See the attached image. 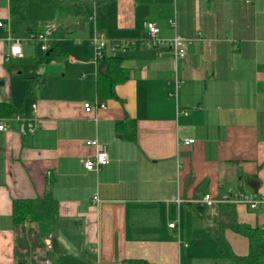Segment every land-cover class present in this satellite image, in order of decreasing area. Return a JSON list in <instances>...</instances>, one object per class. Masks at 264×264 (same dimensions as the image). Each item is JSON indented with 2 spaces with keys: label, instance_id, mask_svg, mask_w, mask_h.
I'll return each instance as SVG.
<instances>
[{
  "label": "crops",
  "instance_id": "0c3cea01",
  "mask_svg": "<svg viewBox=\"0 0 264 264\" xmlns=\"http://www.w3.org/2000/svg\"><path fill=\"white\" fill-rule=\"evenodd\" d=\"M9 1L0 0V104L11 111L2 104L0 120L20 114L36 129L22 135L11 120L0 130V264H234L230 252L245 255L247 238L226 228L218 245L213 209L194 204L231 190L264 197V0H24L23 26ZM148 21L160 37L187 38L186 56L139 46ZM46 22L63 58L35 63L45 51L23 40V55L4 59L7 29L24 37ZM96 33L107 50L134 41L115 50L126 74L116 97L96 93ZM35 74L43 84L26 94ZM175 75L183 82L172 96ZM95 100L103 106L86 111ZM87 139L107 145L98 171L80 164L94 151ZM24 198L31 215L14 223L12 202ZM234 207L237 221L264 223V211Z\"/></svg>",
  "mask_w": 264,
  "mask_h": 264
},
{
  "label": "built area",
  "instance_id": "2783aa9c",
  "mask_svg": "<svg viewBox=\"0 0 264 264\" xmlns=\"http://www.w3.org/2000/svg\"><path fill=\"white\" fill-rule=\"evenodd\" d=\"M170 26H175V20L173 18L168 19ZM2 23L0 22V26ZM56 28L54 22H46L42 24L41 28L38 30L30 31L26 33L24 37L17 36L12 34L9 29H7L8 39L10 41L9 48L4 54V59L6 61H13L23 55L21 42L23 40L29 41L31 43H36L38 48L41 51H46L51 42L53 41V32ZM158 27L152 22L148 21L146 23L145 31L143 35L138 39V45L145 48L155 47V46H169L174 60L183 58L187 54V45L189 40L184 38L176 33L170 37H160L158 35ZM90 42L94 47L95 59L103 55L104 49H107V39L102 33H96L90 38ZM134 44L132 39H121L114 40L110 46L108 52L115 54L117 48H127ZM183 80L175 75L169 83L172 86V89L169 91V94L176 96L177 89L181 85ZM84 109L89 111L92 108L102 107L103 102L95 100L94 103L85 102ZM32 109H36V103H32ZM177 113H186V108H181L176 105ZM11 120H17L19 122V132L22 135L32 134L36 129V120L31 117H23L20 114H15L10 118H4L0 120V130H6L9 127ZM193 138H184L181 140L183 144H190L193 142ZM87 145H91L94 148V151L91 155H84L80 157L79 161L81 166L88 171H98L99 168L105 165L108 158L107 145L103 142L98 141L97 139H87L84 141ZM100 199L97 195H93L92 201L97 203ZM221 201H230L234 203H244L252 210H262L264 211V197L254 195L253 193L242 191V190H231L230 196L226 199H213L208 194H204L200 199L197 200L200 204L211 205L215 202ZM169 226L174 227L173 222L169 223ZM264 228V223L261 225ZM45 264H49V261L46 260Z\"/></svg>",
  "mask_w": 264,
  "mask_h": 264
},
{
  "label": "trees",
  "instance_id": "16d2710c",
  "mask_svg": "<svg viewBox=\"0 0 264 264\" xmlns=\"http://www.w3.org/2000/svg\"><path fill=\"white\" fill-rule=\"evenodd\" d=\"M24 0H10V15L13 20L19 25L25 24V15L23 13ZM64 53L56 44H50L42 58L35 63L50 62L54 59H61ZM96 60V93L98 98L116 97L114 86L122 82L126 78V74L121 67V58L116 54H111L107 49H104L103 55ZM43 84L39 75L35 74L29 77L26 94H30L36 86ZM6 107V111H11V106L8 103H2ZM0 104V106H2ZM253 181L254 184L258 182ZM230 193V192H229ZM230 196V194H229ZM228 196V197H229ZM235 203L230 201L215 202L211 205L194 204L196 210H200L206 214L213 209L214 222L208 231L212 232L213 237L218 245H227L224 239L223 232L226 228L233 230L247 238L248 251L245 255H236L232 252L229 254V259L234 264H261L264 262V228L258 225H250L237 221ZM211 210V211H209ZM32 201L31 199H14L11 207V220L14 223H22L31 215ZM212 213V212H211ZM121 264H153L142 258L124 259Z\"/></svg>",
  "mask_w": 264,
  "mask_h": 264
},
{
  "label": "rangeland",
  "instance_id": "374dc122",
  "mask_svg": "<svg viewBox=\"0 0 264 264\" xmlns=\"http://www.w3.org/2000/svg\"><path fill=\"white\" fill-rule=\"evenodd\" d=\"M38 51H39V50H38ZM40 52H41V51H40ZM40 52H39V53H40ZM22 63H23V64H22ZM26 64H28V63H27V62H20L19 65H18L19 68H23V69H24V70H23V73H24V74H26V71L28 70V68H26L27 66H25Z\"/></svg>",
  "mask_w": 264,
  "mask_h": 264
}]
</instances>
